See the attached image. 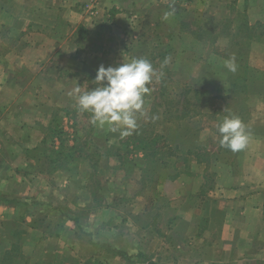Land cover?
Listing matches in <instances>:
<instances>
[{"label": "crops", "instance_id": "crops-1", "mask_svg": "<svg viewBox=\"0 0 264 264\" xmlns=\"http://www.w3.org/2000/svg\"><path fill=\"white\" fill-rule=\"evenodd\" d=\"M161 1L2 0L0 29H10V47L7 63L0 56V260L12 249L21 264L81 255L78 239L87 238L109 252L91 264H264L259 94L243 104L250 113L247 147L212 162L211 185L199 197L205 163L150 187L143 183V155L121 163L110 152L118 137L107 127H90L87 146L101 153L97 161L76 152L72 119H61L60 132L48 135L55 110H78L69 93L77 85L88 88L79 59H103L107 67L134 58L129 29L142 21L130 13ZM237 2L246 4L248 25L264 23V12L251 15L252 0ZM101 32L105 40L98 47L93 43ZM112 33L115 50L106 47Z\"/></svg>", "mask_w": 264, "mask_h": 264}, {"label": "rangeland", "instance_id": "rangeland-1", "mask_svg": "<svg viewBox=\"0 0 264 264\" xmlns=\"http://www.w3.org/2000/svg\"><path fill=\"white\" fill-rule=\"evenodd\" d=\"M162 1L147 11L130 13L133 19L142 21L141 25L129 29L133 41L130 51L136 58H147L158 72H163V76L159 80L153 78L148 85L150 93L145 95L144 105L146 115L139 117L138 128L124 137H120L119 132H111L118 137L119 145L116 142L110 152L118 155L121 163L142 154L143 183L150 187L195 162L205 163V188L197 193V197L204 196L212 182V162L219 155L231 152L220 145L216 125L228 115L238 116L244 124L248 123L250 113L243 104L247 100H256L258 94L264 100V23L257 21L248 25L246 4L237 0ZM170 5L174 6L175 13L165 20V12L171 11ZM251 6L253 18L264 12V0H252ZM9 34V28L0 29L2 58L10 47ZM78 34L83 32L78 31ZM101 35L102 32L95 38V46L104 44ZM115 39L117 34L114 33L106 38V47L115 50ZM232 57L237 65L235 73L225 67V61ZM166 58L167 64L164 63ZM79 60L85 64L79 65L81 79L89 88L95 87L93 76L95 69L104 65L103 59L98 64ZM3 61L7 63L5 58ZM121 63L123 60L118 59L112 66ZM183 70L187 73L183 74ZM230 86H239L238 90L244 88L247 92L230 94ZM65 117L72 119V124H68L69 131L78 134L76 152L88 153L97 161L101 153L97 150L90 153L92 149L87 146L91 133L90 113L76 110L66 114L55 110L48 135L60 132L59 124ZM161 202L158 200L154 205L157 212ZM78 240L81 248L84 245L81 255L65 259L52 257L46 261L91 264L93 257L99 260L109 254L104 244L87 238ZM143 259L147 261L145 257ZM16 260L13 258L11 264H21ZM10 261L6 258L0 260V264H10Z\"/></svg>", "mask_w": 264, "mask_h": 264}, {"label": "clouds", "instance_id": "clouds-1", "mask_svg": "<svg viewBox=\"0 0 264 264\" xmlns=\"http://www.w3.org/2000/svg\"><path fill=\"white\" fill-rule=\"evenodd\" d=\"M164 14L168 20L175 13L174 6ZM165 59L164 63L167 64ZM225 67L235 73V57L225 61ZM163 72H158L152 63L143 57L123 60L119 66H99L92 83L93 88L81 90L77 85L69 94L80 112L91 114L90 123L99 128L119 132L121 137L131 135L138 128V119L146 115L145 95L150 93L153 78L159 80ZM219 143L233 152L245 149L250 141V133L244 122L235 115L225 116L217 125Z\"/></svg>", "mask_w": 264, "mask_h": 264}, {"label": "trees", "instance_id": "trees-1", "mask_svg": "<svg viewBox=\"0 0 264 264\" xmlns=\"http://www.w3.org/2000/svg\"><path fill=\"white\" fill-rule=\"evenodd\" d=\"M227 43H229V42H227ZM239 60H240V58H239ZM238 87L239 86H230V91H229V93L230 94H233L234 93V91H237V93L238 94H241V93H246V92H242V91H245L244 90V88H242V90H238ZM189 90H191V88H188V91ZM192 91V90H191ZM197 92V90H195L194 91V93H196ZM163 93H165V91L163 92ZM236 94V93H235ZM140 142H142V140L140 141ZM144 148V147H143ZM145 149V148H144ZM176 175V174H175ZM171 177H173V176H171ZM15 251L16 250H14V249H12V250H10V251H6V252H4L3 253V255H2V257H1V261H4L6 258H8V260H10L11 259V261H10V264L12 263V258H14V257H17V255H15ZM39 264H54L53 262H51V261H46V260H44L43 262H41V263H39ZM58 264H60V263H58ZM61 264H64V263H61Z\"/></svg>", "mask_w": 264, "mask_h": 264}]
</instances>
